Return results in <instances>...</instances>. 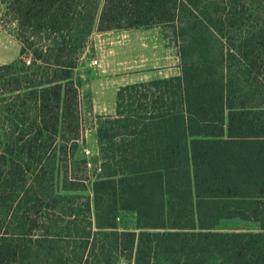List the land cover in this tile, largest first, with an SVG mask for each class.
I'll return each instance as SVG.
<instances>
[{"label": "trees", "instance_id": "16d2710c", "mask_svg": "<svg viewBox=\"0 0 264 264\" xmlns=\"http://www.w3.org/2000/svg\"><path fill=\"white\" fill-rule=\"evenodd\" d=\"M0 4L20 45L0 64V264H264V0ZM156 25L179 74L119 87L87 158L90 35ZM228 219L259 230L215 231Z\"/></svg>", "mask_w": 264, "mask_h": 264}, {"label": "rangeland", "instance_id": "374dc122", "mask_svg": "<svg viewBox=\"0 0 264 264\" xmlns=\"http://www.w3.org/2000/svg\"><path fill=\"white\" fill-rule=\"evenodd\" d=\"M15 28V23L3 17L0 4V64L10 63L19 56L20 45L14 38ZM93 60L98 63L94 64ZM179 72L178 48L168 25L109 31L95 29L75 71L82 83L79 90V112L84 141L80 154L89 159L96 154L97 118L115 113L119 87L174 76ZM118 225L120 230L138 231L135 214L131 212L123 213ZM258 230L257 224L240 219L223 220L215 228V231L221 232ZM118 264L132 263L121 258Z\"/></svg>", "mask_w": 264, "mask_h": 264}, {"label": "built area", "instance_id": "2783aa9c", "mask_svg": "<svg viewBox=\"0 0 264 264\" xmlns=\"http://www.w3.org/2000/svg\"><path fill=\"white\" fill-rule=\"evenodd\" d=\"M93 63H94V64H97V63H98V61H97V60H93Z\"/></svg>", "mask_w": 264, "mask_h": 264}, {"label": "crops", "instance_id": "0c3cea01", "mask_svg": "<svg viewBox=\"0 0 264 264\" xmlns=\"http://www.w3.org/2000/svg\"><path fill=\"white\" fill-rule=\"evenodd\" d=\"M142 70V69H141Z\"/></svg>", "mask_w": 264, "mask_h": 264}]
</instances>
